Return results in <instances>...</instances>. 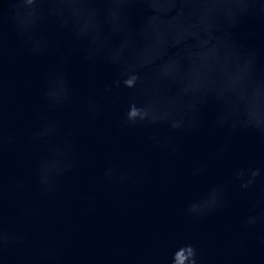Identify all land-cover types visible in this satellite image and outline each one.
<instances>
[{
  "label": "water",
  "instance_id": "water-1",
  "mask_svg": "<svg viewBox=\"0 0 264 264\" xmlns=\"http://www.w3.org/2000/svg\"><path fill=\"white\" fill-rule=\"evenodd\" d=\"M0 264H264V0H0Z\"/></svg>",
  "mask_w": 264,
  "mask_h": 264
}]
</instances>
